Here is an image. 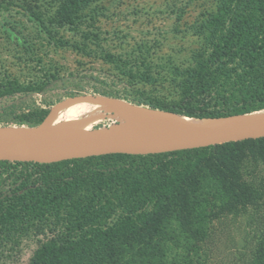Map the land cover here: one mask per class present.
<instances>
[{
  "label": "trees",
  "instance_id": "16d2710c",
  "mask_svg": "<svg viewBox=\"0 0 264 264\" xmlns=\"http://www.w3.org/2000/svg\"><path fill=\"white\" fill-rule=\"evenodd\" d=\"M102 1L0 0V12L17 8L50 42L60 30L89 41L96 36L83 29L96 16L85 13ZM195 31L200 46L178 72L174 102L145 95L134 84L128 86L134 96L126 99L200 120L263 112L264 0H215ZM121 71L132 83L152 81L146 72L136 78ZM43 86L0 78V99ZM93 93L120 98L103 88ZM48 114L44 108L4 109L0 129L36 126ZM260 213L264 218V138L149 155L0 161V247L30 233L45 236L29 264H204L216 219ZM249 264H264V226Z\"/></svg>",
  "mask_w": 264,
  "mask_h": 264
},
{
  "label": "rangeland",
  "instance_id": "374dc122",
  "mask_svg": "<svg viewBox=\"0 0 264 264\" xmlns=\"http://www.w3.org/2000/svg\"><path fill=\"white\" fill-rule=\"evenodd\" d=\"M214 4L215 0H103L85 13L87 17L96 16V21L83 29L96 36L89 41L79 33L60 30L50 42L17 8L0 12V78L9 77L24 84L44 82L43 90L38 93L0 99V113L4 109L19 112L35 108L48 109L51 113L56 107L61 110L64 101L88 96L136 105L126 99L134 96L128 87L133 84L145 95L174 102L178 96L175 88L180 79L178 72L190 66L191 55L200 46L197 25L213 10ZM58 40L68 41L69 45H61ZM106 55L116 62L107 61ZM121 69L136 75L149 73L152 81L132 83L122 75ZM77 88L83 91L70 94ZM95 88L120 92V98L94 94ZM78 105L73 114L86 116L90 107L84 102ZM78 122L90 131L120 126L119 120L106 114L97 120L79 118ZM56 125L61 126V121ZM12 126L7 131H23ZM139 127L136 124L135 134L142 133ZM15 161L25 162H11ZM263 226L262 213L225 214L216 219L209 230L203 263L249 264ZM44 239L43 235L30 233L17 242L2 245L0 264H29L39 241Z\"/></svg>",
  "mask_w": 264,
  "mask_h": 264
},
{
  "label": "water",
  "instance_id": "95a60500",
  "mask_svg": "<svg viewBox=\"0 0 264 264\" xmlns=\"http://www.w3.org/2000/svg\"><path fill=\"white\" fill-rule=\"evenodd\" d=\"M97 99L106 100L95 96L79 97L62 102L60 108L66 104L82 103ZM124 105L129 107L126 112L135 115H146L150 113L172 114L139 105ZM53 111L48 114L42 123L36 126L19 127L23 128L22 133L14 134L8 138L0 140V161L18 160L16 159L18 156L29 151L36 145L53 140L70 142L79 151L84 153L83 156L74 158H83L106 154H160L264 138V119H257L248 126H207L177 122L169 127L160 128L158 130L160 135L156 138L137 141H113L95 135L93 133L94 131L51 125L48 123V120L52 117ZM59 160H51L48 162Z\"/></svg>",
  "mask_w": 264,
  "mask_h": 264
},
{
  "label": "bare ground",
  "instance_id": "6f19581e",
  "mask_svg": "<svg viewBox=\"0 0 264 264\" xmlns=\"http://www.w3.org/2000/svg\"><path fill=\"white\" fill-rule=\"evenodd\" d=\"M108 100L97 99L84 102L90 107V111L86 116L83 117L75 116L73 114L74 107L80 103L64 105L61 110L56 109V107L48 123L51 125H56V123L61 121V127L90 131L86 129L87 127L83 125V123L78 122V119L84 118L88 120H97L102 115L106 114L119 120L120 126L116 128L96 130L93 132L95 135L113 141H137L159 137L160 134L158 130L160 128L169 127L177 122L207 126H248L257 119H264V111L256 114L234 116L217 120H195L193 118H186L183 116L165 113L135 115L126 112L129 107L125 106L123 103ZM138 123L142 133L135 134L133 130ZM19 133L22 132L0 129V140ZM83 155L84 153L79 151L70 142L53 140L36 145L29 151L18 156L16 159L21 161L48 162L51 160L80 157Z\"/></svg>",
  "mask_w": 264,
  "mask_h": 264
}]
</instances>
